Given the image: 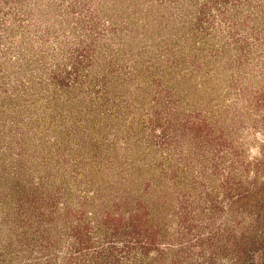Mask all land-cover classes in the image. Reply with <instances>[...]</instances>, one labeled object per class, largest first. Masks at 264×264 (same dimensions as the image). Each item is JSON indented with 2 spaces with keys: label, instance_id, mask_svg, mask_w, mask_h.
Here are the masks:
<instances>
[{
  "label": "rangeland",
  "instance_id": "1",
  "mask_svg": "<svg viewBox=\"0 0 264 264\" xmlns=\"http://www.w3.org/2000/svg\"><path fill=\"white\" fill-rule=\"evenodd\" d=\"M235 231L264 240V0H0V264H232Z\"/></svg>",
  "mask_w": 264,
  "mask_h": 264
},
{
  "label": "trees",
  "instance_id": "2",
  "mask_svg": "<svg viewBox=\"0 0 264 264\" xmlns=\"http://www.w3.org/2000/svg\"><path fill=\"white\" fill-rule=\"evenodd\" d=\"M13 226H15V228L20 229V226L17 225L16 221L13 219ZM25 226V233L27 235V229H28V223H25V225H23V227ZM111 226L108 225V228H110ZM11 228V227H10ZM14 229V228H13ZM107 230V227L106 229ZM108 232V231H107ZM233 236L232 241H230L233 245V247L237 249L235 260L232 261V264H264V240L261 241H257L256 239L254 240L252 237H250V235H248V233L246 231L242 232V231H238V232H234L233 234L230 233ZM30 237H26L25 242L21 243L22 245H27L28 246H32L33 243H35L36 241H38L37 239H39L41 242V244L45 245L47 242H45L46 240L43 239V236H40V232L36 231V232H32L31 231V235H29ZM41 237V238H40ZM260 237V236H259ZM202 243V242H201ZM90 245V244H89ZM149 243H145L143 244L142 249L148 250L149 248ZM90 248V246L86 247V248H82V250L84 249L85 251L88 250ZM57 249L60 250L61 248L57 246ZM127 249V248H126ZM53 251V250H51ZM56 252L55 250L53 251V253ZM87 252V251H86ZM98 253V254H97ZM107 253V250L105 249H100L98 252H94L93 254V261L96 262V264H107L106 263V259H105V255ZM3 257V255H2ZM30 264V263H27Z\"/></svg>",
  "mask_w": 264,
  "mask_h": 264
}]
</instances>
